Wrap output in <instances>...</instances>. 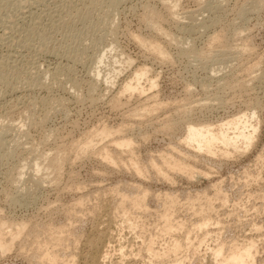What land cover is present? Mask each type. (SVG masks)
Instances as JSON below:
<instances>
[{
  "label": "rangeland",
  "instance_id": "1",
  "mask_svg": "<svg viewBox=\"0 0 264 264\" xmlns=\"http://www.w3.org/2000/svg\"><path fill=\"white\" fill-rule=\"evenodd\" d=\"M31 1L0 0V218L24 220L25 235L35 231L40 240L49 228L68 230L69 240L78 241L61 252L75 256L73 264H90L87 239L103 243L98 257L105 253L107 260L100 264H218L210 255L218 244H243L240 249L249 241L256 244L254 264H264V0H180L174 9L165 0H121L115 9L104 0ZM150 9L174 42L148 26ZM135 36L151 42L143 47ZM150 44L160 45L167 60L153 55ZM141 68L149 72L145 88L149 79L157 87L143 96H120L114 106ZM111 69L120 71L112 87ZM142 104L159 105L156 114L130 115ZM247 111L256 112L258 127L248 150L231 148L224 155L217 147L210 162L197 161L178 144L189 124L220 125ZM165 123L175 124L168 130ZM104 126L123 127L115 137L132 139V149L121 152L114 138H97L94 150L81 154ZM104 146L115 163L97 154ZM57 149L67 155L57 175L34 169ZM173 154L186 155L193 174L156 173L154 164L163 166ZM131 162L142 167V176ZM136 194L145 196L142 209L135 208ZM167 215L175 227L169 233ZM205 217L208 229L199 231ZM30 234L0 253V264H38ZM175 240L181 250L169 253ZM149 241L156 253L167 251V260L154 258L152 248L153 256L146 252Z\"/></svg>",
  "mask_w": 264,
  "mask_h": 264
},
{
  "label": "bare ground",
  "instance_id": "2",
  "mask_svg": "<svg viewBox=\"0 0 264 264\" xmlns=\"http://www.w3.org/2000/svg\"><path fill=\"white\" fill-rule=\"evenodd\" d=\"M31 1V0H30ZM92 2H93V0H91ZM97 1V0H96ZM104 1H107L108 2V5H110V6H112V8L114 7V9H115V6H117V4L119 3V2H121V0L119 1V0H104ZM167 3V6H169V8L170 9H174V8H176L177 6H178V3H179V1L180 0H165ZM32 2V1H31ZM70 2V1H69ZM76 2V1H75ZM100 2V1H99ZM98 2V3H99ZM220 2V1H219ZM124 3V2H123ZM18 4V3H17ZM89 4H91V5H93V8L96 6V5H94V4H92V3H89ZM103 4V3H102ZM218 4V3H217ZM216 4V5H217ZM26 5V4H25ZM28 5V4H27ZM83 5V4H82ZM91 5H89L90 6V8H91V10L93 9L92 8V6ZM31 6V5H30ZM64 6V5H63ZM68 6V5H67ZM84 6H86V5H84ZM18 7V6H17ZM28 7V6H27ZM73 7V6H72ZM97 7V6H96ZM103 7V6H102ZM118 7V6H117ZM111 7H109V9H110ZM111 8V9H112ZM99 9V8H98ZM113 9V10H114ZM220 9V8H219ZM22 10H24V9H22ZM90 10V9H89ZM94 10V9H93ZM100 10V9H99ZM147 10V9H146ZM145 10V11H146ZM78 12V11H77ZM91 12V11H90ZM94 13V12H93ZM194 13V12H193ZM79 14H81V12H79ZM88 14V13H87ZM86 14V15H87ZM112 14V13H111ZM114 14H115V12H114ZM195 14V13H194ZM71 15V14H70ZM84 15V14H83ZM32 16V15H31ZM79 16V15H78ZM82 16V15H81ZM85 16V15H84ZM88 16V15H87ZM185 16V15H184ZM191 16V15H190ZM75 17V16H74ZM89 17V16H88ZM68 18V17H67ZM114 18V17H113ZM24 19V18H23ZM88 19V18H87ZM109 19V18H108ZM146 19H147V23L149 24L148 26H150L151 27V29L158 35V36H161V37H164V38H168L167 40H169V43L170 42H174L175 41V39H174V37L172 38L170 35H168V33H166L165 31H164V29H163V27H162V23H161V17L153 10V9H150L149 11H147V14H146ZM112 20V19H111ZM81 21V20H80ZM107 22H108V20H107ZM104 23V22H103ZM4 24V23H3ZM106 24V23H105ZM113 24V23H112ZM41 25V24H40ZM8 27V26H7ZM91 27V26H90ZM33 28V27H32ZM88 28V27H87ZM98 29V28H97ZM112 29V28H111ZM115 29V28H114ZM4 30V29H3ZM90 32V31H89ZM181 33V32H180ZM188 34V33H187ZM19 36V35H18ZM14 38V37H13ZM135 38H136V41H137V43L138 44H140L141 46H143V47H146L147 46V43H150L151 41H147V40H144V39H142V38H140V37H137V36H135ZM177 38V37H176ZM183 38V37H182ZM181 38V39H182ZM213 38H215V37H213ZM8 39V38H7ZM216 39L218 40L219 39V37H217L216 36ZM178 41H179V39H177ZM176 40V41H177ZM183 40V39H182ZM168 42V41H167ZM181 42V41H180ZM219 42V41H218ZM178 43V42H177ZM214 44V43H213ZM96 47V46H95ZM150 47H151V53H153V55H155L157 58H159V59H161V60H167V57H166V52L161 48V46L160 45H158V44H154V45H152V44H150ZM243 46H241V50L243 49H246L247 50V48L246 47H244V48H242ZM98 49V48H97ZM86 50V49H85ZM244 52H246V51H244ZM100 56V55H99ZM71 58V57H70ZM81 58V57H80ZM105 58V55L104 54H102V56H100L98 59H99V61H100V63H103L104 62V59ZM76 60H78V59H76ZM75 60V61H76ZM104 64V63H103ZM248 67V66H247ZM57 70V69H56ZM59 70V69H58ZM111 70H113V69H111ZM110 70V71H111ZM245 70V69H244ZM248 71V70H247ZM113 72V77H112V79L111 78H109V80L111 79V81L109 82L110 84H111V87H112V85H114L115 84V79H116V77L119 75V73H120V71H118V73H116L114 70L112 71ZM112 72H110V73H112ZM148 70L147 69H145V68H141V69H138V70H136L135 71V73H134V77L129 81V82H127L123 87H122V90H121V92H119V97H117V96H115V97H117V98H115L114 97V99L112 100V102H114V106H115V104H116V106L118 105L117 103H120L119 101H120V96H126V95H128L130 98L133 96V94H137V95H139V96H143V95H145V93L149 90H153V89H155L156 87H157V82L156 81H154V80H152V79H149L150 81H149V84H148V86H149V89H146L145 88V86L143 85V83H142V81H143V79L144 78H146L147 77V75H148ZM2 77V76H1ZM4 78V77H3ZM7 80V79H6ZM7 82V81H6ZM2 83V82H1ZM5 83V82H4ZM3 84V83H2ZM153 96V95H152ZM155 97V96H154ZM159 105H154V106H143V104H142V106L139 108V107H137L135 110H133V112L130 114V115H133V116H147L148 114H150V117H151V114H153V113H155L154 111H157L156 109H158L157 107H158ZM179 106V105H178ZM176 107V106H175ZM185 108V107H184ZM130 109V108H129ZM253 109V108H252ZM180 110V109H179ZM181 110H182V108H181ZM188 110V109H187ZM184 111H186V110H184ZM252 111H254V110H252ZM175 112V111H174ZM156 114V113H155ZM135 116V117H136ZM131 117V116H130ZM141 118V117H140ZM147 118V117H146ZM255 118H256V112H243V113H239V114H237L235 117H233L231 120H229V121H227V122H225V123H221L220 125H214V124H212V123H208V122H204V123H192V124H189L188 126H187V130H186V133H185V135L183 136V138L181 139V141H179L180 143H178V144H180V146L182 147H185L186 148V151L188 150V153H190L191 155H192V159L193 160H199V161H201V160H203V158H207L208 159V161L210 160V159H213V157L214 156H216L217 155V147L218 148H221V149H224V155H229V153H230V149L232 148V149H241V150H243V151H245V150H248V148L251 146V144H252V141H253V139H254V137H255V135H256V133H257V131H258V127H257V124L254 122V120H255ZM136 119V118H135ZM149 119V118H148ZM143 121V120H142ZM141 122V121H140ZM155 123V122H154ZM165 124H167L166 126H165V129H171V127H173L174 126V124L173 125H170V124H168V123H165ZM121 127V126H120ZM118 128L117 130H113V129H108V128H106L105 126L102 128V129H100V130H98V131H96V133L93 135V137L91 138V140H89V142H85L81 147H80V151H81V154H86L88 151H89V149L92 147L93 148V145L95 144L94 143V141H95V139H101V140H104V139H106V138H114L113 139V143H114V147H116V149L118 150H124V151H126V150H131L132 149V147H133V141H132V139H129V138H121V137H119V138H117V137H115V135H119L120 134V131L123 129V127H121V128ZM138 127V126H137ZM173 129V128H172ZM167 131V130H166ZM111 142V141H110ZM179 146V147H180ZM184 148V149H185ZM134 149V148H133ZM176 149V148H175ZM179 149V148H178ZM177 149V152L179 151ZM183 149V150H184ZM62 150V149H61ZM64 151H60V149L58 150H56V153L55 154H53V156H49L48 154H47V156H46V160H47V164L46 165H43V162H35L34 163V165H33V167H34V169L36 170V171H42L44 168L45 169H47L48 171H49V174L50 173H56L55 175H57V172H60L61 171V168L63 167V165H64V163L66 162V154H65V149H63ZM93 150H94V148H93ZM115 150V149H114ZM117 150H116V152H117ZM121 150V152H123ZM183 150H180L181 151V153L183 152ZM90 151H91V149H90ZM96 151V150H95ZM95 151H92V153L93 152H95ZM176 151V150H175ZM179 151V152H180ZM186 151H184L183 153L184 154H186L185 152ZM177 152L175 153V154H177ZM89 153V152H88ZM97 154H100V156L103 158V160H105V161H108V162H110V163H115V160H116V158L114 157V155H112L111 154V152H110V150L106 147V146H104L103 148H101V150H100V152L98 151V153ZM97 154H95V155H97ZM182 155V154H181ZM187 155V154H186ZM186 155H184V157H183V155L182 156H179V155H177V157H175L176 155H174L173 154V156H171L170 158L169 157H166L163 161H162V163H163V166H158V164H154V169H156V173H157V171L158 172H169V170H171V171H178V173L179 172H181V174H185V173H187V174H189L190 175V173H192V167H191V165H189L188 164V161H187V163H186V160L188 159L187 158V156ZM190 156V155H189ZM164 157V156H163ZM190 158V157H189ZM201 159V160H200ZM189 160V159H188ZM210 162V161H209ZM131 165H133L134 167H135V174L137 175V176H142L143 174H144V170L142 169V167H139V166H135V163H132L131 162ZM165 172V173H166ZM167 172V173H168ZM183 172V173H182ZM170 173V172H169ZM163 174V173H162ZM193 174V173H192ZM191 174V175H192ZM50 175H52V174H50ZM60 175V174H59ZM166 175V174H165ZM56 177V176H55ZM59 177V176H58ZM167 178H169V176L167 177ZM57 180V179H56ZM40 182V181H39ZM36 184H37V182H36ZM136 187V186H135ZM138 187V186H137ZM136 189V188H135ZM145 190V192L143 193L144 195H146L145 193H146V189H144ZM140 190H137V192H139ZM143 191V190H142ZM136 192V191H135ZM136 192V193H137ZM141 193V192H140ZM141 193V194H142ZM139 194V193H138ZM140 195H138V197H139ZM142 197H141V199L140 198H138L137 197V194H136V196L134 197L135 199H133V202H134V204H135V208H136V206L138 207V205H140V207H141V205H144V203H143V200H144V197L145 196H143V195H141ZM166 196H168L167 194H166ZM137 197V198H136ZM174 198V197H173ZM172 200H174V199H172ZM101 204V203H100ZM137 204V205H136ZM102 205V204H101ZM147 205V204H146ZM99 206V205H98ZM109 206V205H108ZM145 206V205H144ZM144 206H142V207H144ZM142 207H141V209H142ZM94 208V207H93ZM108 208H110V207H108ZM95 209V208H94ZM118 210V209H117ZM137 210V209H136ZM139 210V209H138ZM90 211V210H89ZM91 211H93V209L91 210ZM97 211V210H96ZM95 211V212H96ZM69 212V211H68ZM81 212V211H80ZM94 212V213H95ZM75 213V212H74ZM93 213V214H94ZM97 213V212H96ZM106 213V212H105ZM83 214H84V212H83ZM90 214H92V213H90ZM89 214V215H90ZM75 215V214H74ZM78 215V214H77ZM99 215V214H98ZM107 215H109V214H107ZM68 216V215H67ZM79 216H80V214H79ZM91 216V215H90ZM171 216V215H170ZM169 215H167L166 217H165V219L164 220H166V222H164V229H165V233H169L170 231L172 232L173 230L175 231V227H172V225L170 224V222H169V220L168 219H170V218H168V217H170ZM70 217V216H69ZM73 217V216H72ZM76 217V216H75ZM83 217V216H82ZM95 217V216H94ZM109 217V216H108ZM204 216H202V218H203ZM96 218V217H95ZM101 218V217H100ZM111 218V217H110ZM124 219H125V223H126V219L127 218H125V217H123ZM74 219V218H73ZM93 219V218H92ZM91 219V220H92ZM98 219V218H97ZM123 219V220H124ZM204 219H206V220H201L202 222L200 223V224H197V229H199V231H201V230H205L206 228H207V226H209L208 225V221H210V219L207 221V219H208V217H205ZM21 222V221H20ZM108 222V221H107ZM136 220H135V225H136ZM112 223V222H111ZM129 223V222H128ZM128 223H126V224H128ZM73 224V223H72ZM209 224H210V222H209ZM96 225H98V223L96 224ZM130 225V224H129ZM128 225V228L129 227H131L132 225V228H134V224H132V225H130L129 226ZM181 225V224H180ZM180 225H178V226H180ZM69 226H70V224H69ZM72 226V225H71ZM74 226V225H73ZM125 226V225H124ZM42 227V226H41ZM181 227V226H180ZM131 228V229H132ZM136 228H137V225H136ZM28 228H27V223H25L24 222V220H23V222H21V223H17V221H16V223H12V221L11 222H7V221H5L4 219H2V218H0V253L2 254V256L4 255V254H6V253H9V251L13 248V246H15V244H16V242H18L19 241V239H24V235H25V232L26 231H28L27 230ZM33 229V228H32ZM37 229V228H36ZM102 229V228H101ZM173 229V230H172ZM208 229V228H207ZM206 229V230H207ZM46 230V229H45ZM65 229H59V230H51L50 228H49V230H48V232L46 231H44L45 233H47L48 235H46V237L43 239L42 238V240H40L41 238H39L40 236L38 235V233L37 232H35V231H33L32 232V234H30V232L28 233V234H30V236H32V238H33V240H32V238L30 239L29 238V240H31L30 241V243H32V244H30L31 246L33 245L34 246V248H36L35 249V257L36 258H38V264H73V261L75 260L76 261V259H74V257L72 256V254H71V256H72V258H67L66 256H64L63 255V253L62 252H64V250L67 248V247H65L66 246V244H70V242H72L71 244L72 245H74V243L76 242L75 240H77L78 241V239H77V237H76V239H73V241L72 240H69L70 238V236H72V235H70L69 237H68V235H65L64 233H66L65 231H64ZM75 230V229H74ZM97 230V229H96ZM95 230V231H96ZM38 231V230H37ZM72 231V230H71ZM196 231H198V230H196ZM43 232V233H44ZM162 232H163V229H162ZM36 233V234H35ZM44 233V234H45ZM67 233H69V232H67ZM104 233V232H103ZM27 233H26V235H28ZM72 234V233H71ZM101 234V233H100ZM25 235V236H26ZM43 235V234H42ZM29 236V235H28ZM76 236H77V234H76ZM80 236V235H79ZM83 236V235H82ZM73 237H75V236H73ZM72 237V238H73ZM91 237H92V235H91ZM26 238H28V237H26ZM80 238V237H79ZM100 237H98L97 238V240L99 239ZM103 238V237H102ZM109 238V237H108ZM82 239V238H81ZM105 239H106V236H105ZM152 239V238H151ZM28 240V241H29ZM95 239H93V240H88L87 239V245L89 246L88 248H90L89 250V256H87V259H89L93 264H100V261L101 260H107V254L105 255V253H103V256H105V257H103V256H101V258L103 257L104 259H100L99 260V257H98V255H99V250L103 247V243H101V241L99 242H97V241H94ZM153 240V243H154V239H152ZM151 240V241H152ZM189 240V239H188ZM27 241V242H28ZM102 241H104L103 239H102ZM151 241H149V243H150V246H149V244L147 243V245L146 246H148V247H146V249H148V251H146V252H148V253H151V255L153 254V252H151L152 251V246H154V245H151ZM22 242H24V240H22ZM21 242V243H22ZM86 242V241H85ZM84 242V243H85ZM202 243H203V241H201ZM201 242H200V244H198V245H200V247H201ZM249 242H251V243H249ZM248 243H249V245H248V243H246L247 245L246 246H243V247H241L240 249H239V247L237 248V245H239V246H242V245H240V244H237L236 246H234L233 244V246L234 247H231L230 246V248H229V246L227 247V249H226V247H225V245L224 244H218L217 245V247L216 248H214V249H210L211 250V254L210 255H212L211 257H213L212 259L214 260V262H216V263H218V264H254V256H256V255H254V254H256L255 253V246H256V244L255 243H253L252 241H249ZM80 243V242H79ZM25 244V243H24ZM28 244V243H27ZM49 244L51 245L50 247H49ZM255 244V245H254ZM79 244H77V246H78ZM245 245V244H244ZM56 246V247H55ZM102 246V247H101ZM104 246H105V243H104ZM54 247H55V249H54ZM70 247V246H69ZM73 247V246H72ZM75 247V246H74ZM79 247V246H78ZM182 247V244L178 241V242H176V240L174 241V243H173V245H172V247H171V249H167L168 251H169V253L170 252H172V251H178V249L179 250H181L180 248ZM193 247V246H192ZM196 247V246H195ZM194 247V248H195ZM198 247L199 246H197L196 248L198 249ZM149 248H152L151 250L149 249ZM196 248L194 249V251L196 250ZM229 248V249H228ZM24 249V248H23ZM23 249H20V250H23ZM28 249V248H27ZM61 249L63 250L62 252H61ZM145 249V250H146ZM255 249V250H254ZM14 250V249H13ZM33 250V249H32ZM77 250V249H76ZM75 250V251H76ZM121 250H122V248H121ZM154 250V252H155V254H154V258H156V257H158V258H160V257H162L163 258V256L167 253V251L165 252V253H163L162 251H158V252H160V253H163V254H160V253H156V251H155V249H153ZM254 250V251H253ZM25 251V250H24ZM62 253V255H61V253ZM66 251V250H65ZM73 251V250H72ZM88 251V250H87ZM124 251V250H123ZM122 251V253H127V251H124L123 252ZM193 251V252H194ZM197 251V250H196ZM67 252H68V250H67ZM101 252V251H100ZM119 252H121V251H119ZM130 252V251H129ZM254 252V253H253ZM17 253V252H16ZM30 253V252H29ZM66 252H64V254H65ZM71 253V252H70ZM78 253H80V251L78 252ZM87 253V252H86ZM107 253H109L108 251H107ZM125 253V254H126ZM174 253H177V252H174ZM196 253V252H195ZM31 254V253H30ZM32 254H33V252H32ZM69 254V253H68ZM74 255H75V253H73ZM77 254V253H76ZM82 254V253H81ZM125 254H124V256L121 254V256H123L124 258H126L125 257ZM128 254V253H127ZM172 254V253H171ZM194 254V253H193ZM66 255V254H65ZM88 255V254H87ZM137 255V254H136ZM147 255H150V254H147ZM167 255H168V253H167ZM76 256H78V255H76ZM83 256V255H82ZM129 256H131V255H127V257H129ZM60 257H62V258H64V257H66L67 258V260H61L62 258H60ZM68 257H70V256H68ZM84 257V256H83ZM168 257H169V255H168ZM166 255H165V258H166V260H167V258H168ZM123 258V259H124ZM150 258V260L152 259L151 258V256L149 257ZM148 258V259H149ZM153 258V259H154ZM157 258V259H158ZM161 258V259H162ZM257 258V257H256ZM74 259V260H73ZM80 259V258H79ZM82 259V258H81ZM83 259H86V258H83ZM121 259V258H120ZM164 259V258H163ZM162 259V260H163ZM37 260V259H36ZM125 260V259H124ZM156 260V259H155ZM158 260H160V259H158ZM162 260H160V261H162ZM31 261V260H30ZM33 261V260H32ZM74 261V262H75ZM123 261V260H122ZM82 263H83V260L81 261ZM85 262V261H84ZM88 262V261H87ZM91 262H90V264H91ZM124 262V261H123ZM149 262H150V264H156V262L154 261V260H151V261H148V263L147 264H149ZM155 262V263H154ZM165 262V261H164ZM164 262H158L159 264H164ZM176 262V261H175ZM184 262V261H183ZM183 262L181 261V259L180 260H178L177 261V263H174V264H183ZM81 263V264H82ZM89 263V262H88ZM103 263H104V261H103ZM103 263H101V264H103ZM157 263V264H158ZM75 264V263H74ZM86 264V263H85ZM119 264V263H118ZM166 264H169V263H166Z\"/></svg>",
  "mask_w": 264,
  "mask_h": 264
}]
</instances>
